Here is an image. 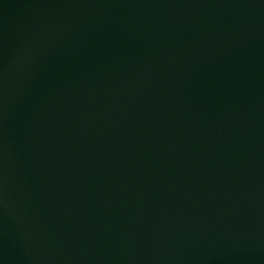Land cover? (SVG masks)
<instances>
[{
  "label": "water",
  "instance_id": "water-1",
  "mask_svg": "<svg viewBox=\"0 0 264 264\" xmlns=\"http://www.w3.org/2000/svg\"><path fill=\"white\" fill-rule=\"evenodd\" d=\"M0 264H264V0H0Z\"/></svg>",
  "mask_w": 264,
  "mask_h": 264
}]
</instances>
